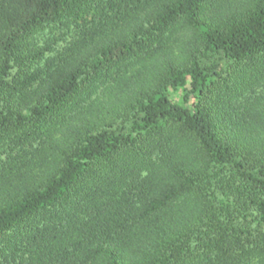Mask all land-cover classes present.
<instances>
[{"label": "trees", "instance_id": "obj_1", "mask_svg": "<svg viewBox=\"0 0 264 264\" xmlns=\"http://www.w3.org/2000/svg\"><path fill=\"white\" fill-rule=\"evenodd\" d=\"M0 264H264V0H0Z\"/></svg>", "mask_w": 264, "mask_h": 264}, {"label": "rangeland", "instance_id": "obj_2", "mask_svg": "<svg viewBox=\"0 0 264 264\" xmlns=\"http://www.w3.org/2000/svg\"><path fill=\"white\" fill-rule=\"evenodd\" d=\"M95 13V10L91 11V15ZM89 16V18H90ZM66 25H51L48 27H45L42 31L38 32L34 35L33 42L37 46H43L46 41H53L54 39L56 42L53 45V51L50 53H46V57L48 56H54L58 51L62 50L63 47L67 45L68 42H70L76 32V25L74 23L68 25L69 27H65Z\"/></svg>", "mask_w": 264, "mask_h": 264}]
</instances>
